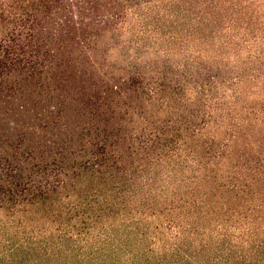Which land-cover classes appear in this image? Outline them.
<instances>
[{"label":"trees","instance_id":"obj_1","mask_svg":"<svg viewBox=\"0 0 264 264\" xmlns=\"http://www.w3.org/2000/svg\"><path fill=\"white\" fill-rule=\"evenodd\" d=\"M0 264H264V0H0Z\"/></svg>","mask_w":264,"mask_h":264}]
</instances>
